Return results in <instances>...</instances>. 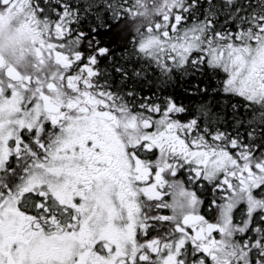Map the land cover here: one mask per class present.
Segmentation results:
<instances>
[{"label":"snow or ice","instance_id":"obj_1","mask_svg":"<svg viewBox=\"0 0 264 264\" xmlns=\"http://www.w3.org/2000/svg\"><path fill=\"white\" fill-rule=\"evenodd\" d=\"M0 264H264V0H0Z\"/></svg>","mask_w":264,"mask_h":264}]
</instances>
